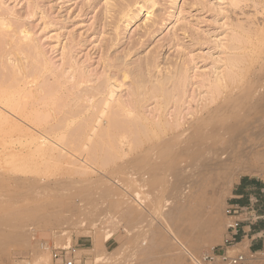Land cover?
I'll use <instances>...</instances> for the list:
<instances>
[{
  "label": "rangeland",
  "instance_id": "rangeland-1",
  "mask_svg": "<svg viewBox=\"0 0 264 264\" xmlns=\"http://www.w3.org/2000/svg\"><path fill=\"white\" fill-rule=\"evenodd\" d=\"M119 1L115 0V3L118 4ZM160 1L157 0V4L155 7L156 10L154 9V11H156L155 16L158 15L155 23L158 20L164 21L165 19L164 25L165 24L166 25L163 26L162 21H161L162 23L160 22V25H159V21H158V23L154 24V26L151 27V31H150L149 27L148 29H146V27L144 26L140 27L143 22L142 19L145 20L147 17L145 16L147 12H145L144 10L140 12L139 17L137 18L138 20L136 19L130 25L129 28H124L125 25L121 23H119L120 26L115 25L116 19L118 18V15H116L117 14L116 12L112 14V17L114 16V18L112 19L113 22L112 21H110L112 23L110 22L108 23V21L106 22L104 19L105 17H106V20L107 18L108 20H111L112 18V17H109V15L111 16V14H108L109 13L108 10L113 7L111 6L109 9L108 8L106 9V7H109V6L104 5L105 3L104 0H0V17L1 16H2L1 18L4 17L3 19H5L6 22L8 21L10 23V26L12 25L11 22L14 23L13 26L15 25L20 26V28L19 27L17 28V26L15 27L11 26L8 33L5 32V36L1 34L3 37H5V39L7 37L6 40L3 37L2 39L0 36V39H2L0 43L1 42H2L1 44L5 43L4 44L5 47H2L4 46L2 45L0 48L1 49L0 51L3 52V53L0 52V54L2 53L0 56V60L2 58L0 62V65H1L0 68L3 67L2 69H0V71L4 69V71L0 72L1 73L0 77L5 74L6 76L7 75L10 76L11 73L13 72L15 73L17 68H19L16 71L17 74H18V71H20L18 76L20 74L23 75V77L21 76L16 79L15 77L17 76L15 75L14 77V73H13L11 75L13 77L7 76L5 80L7 83L11 81L10 78L11 79L15 78L17 82L18 81L20 82L21 80H27L30 76H32L30 75V73L28 74V69L29 70L30 68L32 69L34 65V63H31L32 64L31 65L29 61L31 60L29 58H32V56L31 57L25 56L23 52L20 55L21 52L19 53L17 48H16L17 50L13 49L15 47L14 46L16 42L15 40L17 39L18 41L20 39L18 35L20 33L19 29H21L22 27L23 28L22 30L26 31L27 29L26 32L32 33L31 41L32 43H34L35 41L36 45L38 44L37 46H35V47H38L36 48V51L40 52L39 54L42 53L41 54L42 58L41 57L40 58L43 59L44 57L43 61L47 60L46 63L48 67L50 64H52L47 70L45 71L43 70L44 75H42L43 78L41 76L38 79L39 83L40 82L42 83V80L44 81V77L50 74L49 75L50 77L49 78L46 77V80L54 79V82L61 81L63 84H65L64 85L65 90H68V88L70 87L69 91L71 92L75 91L77 93L78 89H83L85 88L84 87L85 85L87 87V84L88 85L90 84V82H86L87 84L85 83L83 85V88L80 86L81 88L79 87L77 90H75L77 80H81L82 77H84L85 75L84 80L89 81L92 79L91 75H94L93 81L91 80V84L89 86L91 85L94 86V85L99 84V82L105 79L103 78V76L108 75L109 72L112 71L113 69L112 68L110 71L107 69L110 67L108 64L110 62V59H113L112 57H115L114 55H117L115 59L111 60L112 62H115L117 58L122 57L123 55H126V51L128 52L129 49L134 48L132 49L131 56H128L127 59L125 58L127 61L132 60L131 62H133V66L134 65L136 66L137 64H141V63H142L141 65H144L145 63H147L146 59L148 58L144 59L145 57L143 58V55L142 56L140 55V54H144L145 52L146 55L144 56L150 57L152 62H154L155 60V62H157L156 65L160 64L161 66L165 67V68L161 67L163 68L162 70L164 69L167 70L169 64H170L169 67H173V65L174 67H176L175 65L177 64V65H181L186 70L188 69L187 74H189L192 78L190 77L191 79L190 78L187 79V82H185L186 83L185 87L188 89L186 90L189 93L187 92L188 95H186L185 96L186 98L184 97V100H182L184 103L181 101V103L178 105V107L180 108L181 106L182 107L184 106L183 108H181V110L183 111L182 117H184L185 120L183 119L182 121L186 123V126L189 124V122L193 121L194 119L193 115H190L189 113H194L195 115V113L197 112V109L202 104L209 106V110L211 112L209 111L208 113L209 115L211 114L212 117H213V113L217 112L214 115L216 117H213V118L209 117V115H207L208 113L206 114L205 112V115H206L205 118L209 119L208 121L206 119H204L203 121L205 126H203L202 136L204 137L205 140H204L203 145L200 144L197 147L193 148V156L190 160L191 162L189 161L188 163L187 162L181 163V162L173 161L172 164H170L172 161L171 160L169 163L170 159L165 161V163L167 162L166 164L160 162L162 164L161 166L160 165L159 166L161 169H163L164 167V171L166 170L171 171V170L183 168V172L181 173L179 177L177 176V177L166 179L171 182H168L166 180L165 182L162 180L150 181V176L148 178V181H135V179L128 178L127 176H120L119 178L115 179L116 182L114 183H115L116 189L121 190L123 193H125V198L130 200L135 206V208L138 209V212H140L139 215L141 216L137 215L136 219H133L131 221H129L126 218L125 213L123 212L121 207H113L111 205V201H112L111 198L107 197L106 199V196L104 195L103 190L101 189V188H104V183L101 182V180L100 181L95 180L96 181L95 183H93L94 180H92L91 182L87 181L86 183L88 184L84 182V185L82 183H76L75 185V183L69 184L68 182H65L62 184V186L59 185L60 187L57 185H53L54 188L51 186L45 191L38 192L37 190L35 191L34 188H33L34 190H31V188L28 189V187L26 188V185H29L28 183H31L29 181H32L40 177L43 178L46 176H47L46 178L59 177L58 171L60 170H58L57 168L56 169L51 168L52 166L49 167L50 169H52L53 174H54L53 169H55V171L58 170L55 172L56 176H53V174L51 173V170L49 168L47 169V167L45 168L43 166L44 167L43 172H45V170L47 171L43 173L41 172V169L43 167L39 169L38 168L35 169L33 166L30 167L29 164H26V163L22 164L20 161V158L18 157L15 158V160H12V158H9L5 162V160H3L0 155V219L1 218L3 220L6 219L3 224H0V264H39V258H41V260H44V264H61L60 260H57L54 257V254L56 252H61V249L63 248L67 249L66 251H68L69 254L74 256V259L76 260V264H155V263L156 264H225V263L220 262L218 258H215V262L213 261L210 262L209 261L210 259L204 260V258L207 255L218 257L223 252V250H220L218 248H224V250L227 251L226 249L227 247L224 246V239H225L227 225H228V217L225 214V209L229 203V198L232 196V190L235 184L243 176H253V177H258L264 180V157H263L264 156V133H262L264 132V101H263L264 100V72H263L264 71V66H263L264 61L262 62L261 66H258L261 64V61L264 60L263 59L264 58V0H246V1L245 0H240V1L234 0V2L235 1L237 2V3L235 2V4H233L234 2L232 0H178L177 4L175 5L171 2V0H166V1L160 0ZM120 2H123V0ZM238 2L240 5L238 4ZM112 3L115 4L113 1ZM159 3L161 4L159 5ZM159 8H161L162 10L161 9L159 10ZM158 11H160L159 14H157ZM107 14H108V17H107ZM103 20L106 22V24H104ZM171 23L173 24L171 25ZM105 25L110 26V29L108 26L106 27ZM173 25L175 26L174 29H173ZM247 25L250 28H248ZM176 26L178 30L175 29ZM143 27L145 28V30L143 29ZM14 28L15 29L17 28L16 29L17 32L15 31ZM139 28H142L141 31ZM156 29L157 31H155ZM241 29L245 31L243 32ZM11 30L13 31L12 34H11ZM142 30L145 36L141 33ZM108 31L110 32V34H107ZM144 31H146V34ZM121 32H123L124 34ZM6 33L7 35L9 34L10 37L12 36L11 37L12 39L9 37V35L7 36ZM14 33H17L18 35ZM139 33H141V35H139ZM229 33H230V36H229ZM233 33L237 35L235 34L233 35ZM175 34H177V36ZM106 35H109V38L108 36L106 37ZM112 35H114V37H111ZM149 35H151V37ZM178 35H179V39H178ZM231 35L235 37L237 36V38H239V40L241 41L239 42L237 38L234 37L237 41L236 42L235 39H233V36ZM241 35L243 38L240 37ZM123 37L124 39H122ZM139 37H140V41H137ZM171 37L174 38V40ZM32 38H34V41L32 40ZM215 38H218V39H215ZM244 38H246V40H244V43H243L242 40ZM108 39H109V42H108ZM133 39L134 41H137L135 44L136 47H134L135 42L134 43L132 42L133 47H132V44H130ZM117 40L118 42L115 43ZM119 40L122 43H120ZM145 40H147V44L145 43L146 42ZM197 40L199 41L200 45ZM141 42L143 44H139ZM219 42H222L225 45L221 43L218 44ZM32 43L31 45H33ZM196 43L198 45H196ZM229 43H232L231 44L232 47H235L236 49L232 48V50L230 51L229 46L231 47V45ZM64 45H67L68 49L66 48L67 46H64ZM114 45L117 47H115ZM209 45L212 47H210ZM12 46L14 47L12 48ZM103 46L104 48L106 46H109L106 49V51L108 50L107 53L109 51H112V52H109V54H107ZM120 46L121 47L123 46V47L121 48ZM129 46L132 48H130ZM138 46H141V48L140 47L138 48ZM8 47L9 48L11 47V50ZM192 47H194L193 50H192ZM219 47L221 48L219 49ZM117 48L118 49L120 48L119 51H117L118 50ZM8 50H10L9 54H7ZM114 50L116 51V53L118 52L119 54L118 53L116 54ZM33 51L34 50H31V52ZM121 51H123L122 54L125 52L122 56L120 55ZM14 52H16L18 55ZM64 52H67V54L65 55ZM147 52H149V55ZM154 52H156L157 54ZM184 52L185 53L187 52L188 54L185 55ZM206 52L208 55H206ZM231 52L234 54L235 59H236V56L238 60H240L239 57L241 58L243 57L242 60H246V61L240 60L239 62L241 63L238 62L237 66H235L237 68L231 66L232 68L235 69V71H237L238 75L240 74L241 75L238 76V79L233 85L231 84V86L225 87V89L223 87H219L220 88L219 90V88L216 86L218 89L216 87L215 88L219 90L218 92L212 87L209 80L207 79L208 80L207 81L206 79H204L206 80L204 81L203 77L205 78L206 76L207 78H209L210 76L213 77L212 68L214 66L216 67V65L222 67V68L220 67L221 71L227 72L228 71V66H227L228 58L227 57L232 56V55H229V54H232ZM153 53L155 54V56H153L154 55ZM165 53L167 54L168 57L164 56L166 55ZM238 53L241 54L239 57H238L239 55ZM10 54H12V56L15 57L14 60L12 59L13 57ZM72 54H73V57H72ZM102 55H103V60H104L103 65H101ZM109 55L111 56V58L109 57ZM171 55L173 59L171 58ZM211 55L214 58H212ZM10 56L12 58H10ZM133 56H135V58ZM156 56H157V59H156ZM158 56H160V59H158L159 58ZM189 56H191L192 58ZM198 56H199V59H198ZM220 56L223 59H221ZM17 57L20 60H18ZM27 57H28V59H26L27 61H24L23 58H27ZM122 58H124V56ZM190 58H191V61H190ZM217 58L220 63L216 64ZM232 58L230 57V59ZM9 59H11L10 62H8ZM135 59H137L138 62L140 60V62L137 63ZM168 59L171 62L168 61ZM3 60H5V62L7 61L6 63L4 62L5 66L3 64ZM21 60L22 62H26V63L28 62L27 63L28 65L26 66H30V67L26 68L25 66L26 63L24 64L19 63L21 62ZM48 60L50 61V63L48 62ZM163 60H165V62ZM173 60H176V64H175V61ZM177 60H178V63H177ZM185 60L187 61L185 62ZM188 60H189V64L191 65L187 64ZM11 61L12 62L14 61L13 64L16 63L17 64L16 66L18 67L16 68L15 64L13 65ZM72 61H73V64H72ZM106 61L107 63H105ZM167 61L170 63H168ZM31 62H33V59ZM134 62H136L137 64H135ZM9 63H11V65ZM76 63H78V67ZM182 63L184 65L186 63L185 65L186 68L182 65ZM7 64H9L10 67L7 66ZM68 64H71L70 66L72 68H69L70 66ZM209 64L212 65L213 67L211 66V68H209L210 67ZM23 65L26 70L24 69ZM165 65L167 66V68ZM197 65L200 66L201 68L198 67ZM6 66L9 68H12L14 66L12 69H14L15 71L10 69L12 70V72H10V70L6 68ZM79 67L80 69L82 68L81 70L82 73H79L80 76L82 75L81 79H80V76L78 79V71H80ZM241 67L244 70H242ZM259 67L260 68L262 67V68L260 69ZM85 68L87 70L89 68L88 70L89 72L88 71L86 72ZM144 68H146V66L143 67V70L146 71ZM159 68L157 69L160 70L161 68L160 69ZM225 68L227 71L225 70ZM210 69H212L211 72H210ZM60 70L62 71V75L59 74V72H61ZM73 70L75 71V74L77 76L75 74L71 75V72ZM106 70H108V72H105ZM143 70H142V73L144 74ZM158 70H156L155 68L153 69L151 68V71H149V72H152L153 74L154 73L156 74V75L154 74L153 77L151 76L153 79H155L156 76L159 77L161 75L160 72H159L160 75H158L159 74L157 73ZM166 70H164V74ZM103 71H104V74H103ZM33 72H34V67H33ZM146 72L148 73V71ZM146 72L144 74L145 77L147 75L150 77V74L152 73L146 74ZM57 73L59 75H57ZM60 75L62 77L59 78ZM194 75L197 76L198 79ZM56 76H58L57 81L54 78ZM86 76H88V78L90 79L87 80ZM149 77L146 80L149 81L151 79V78L149 79ZM240 77L243 79H241ZM95 78H97L98 80ZM254 78L256 80H254ZM247 79H248V83L246 84ZM50 80H49L50 83L53 82V80L52 81ZM259 80H261L260 83H259ZM47 82H44V83H47ZM193 82L195 83V85H193L194 84ZM22 83L23 82L21 81V84L20 83L19 84L23 87L24 83L23 84ZM69 83H71L74 88L71 87V84ZM196 83L197 85H199L198 87ZM187 84L191 87H189ZM127 85L129 88L130 84H127ZM248 85L253 88H254V85H256L254 88L255 92L253 91L254 89H252ZM201 86L204 88L200 89L199 87ZM124 87L125 88L123 89L126 91L123 90L122 92L121 90L120 94L122 96L124 95L123 97L127 98L126 100H130L132 96H130V94L127 92V90L128 91L130 90V88L129 89L126 88L127 86H124ZM246 87L247 89H245ZM248 87L250 88L249 92H251L250 95L248 94L250 98L249 97L247 98L248 96L247 93H249L247 92ZM190 88H192V90ZM238 90L241 92H238ZM242 90L245 93L247 92L246 96L243 95L245 93H243ZM24 92L25 90L23 91V93ZM197 92L200 93L199 94L200 96L198 95ZM210 92L213 93L211 94L214 99V102L211 101L212 98L210 99L212 104H210L211 102L209 101V98L211 97ZM25 93L23 95H25ZM217 93L219 95H217ZM228 93H230L231 96ZM77 94H81V93L78 92ZM226 94L228 96H226ZM196 95H197V98H196ZM240 95H242V97ZM229 96H230L229 99L231 101L233 100L232 103L229 102V99H226ZM233 96H235L234 98L236 100L238 99L239 101L237 100L238 101L237 102L236 100H234ZM224 98L226 99V101L224 100ZM251 98L254 100H252ZM259 98H261V100ZM195 99L196 101H194ZM247 99L253 105H251V103H248ZM151 101L150 100L147 101V103L143 104V106H149V107L152 106L151 108L155 110V107H156L155 101L154 99ZM257 101H260V102L257 103ZM153 102H154L155 107L153 106ZM225 102L227 106H230V108L226 107ZM234 102L238 103L239 105L235 103L236 104L235 106ZM254 102L256 104H259L261 102L262 103L259 104L257 107V105ZM227 103L230 105H228ZM220 104L225 105V106H222ZM243 104L245 105L248 104V106L246 105L245 107V105ZM218 105L222 106L223 108L226 107L228 109V111L226 109V112H228V114L225 112V110H223V108L218 107L219 108L218 109L217 108ZM254 105H255V109H253ZM233 106H235L236 108L238 107V109L236 110V108H234ZM243 106L245 107L246 110L244 109ZM231 107L234 109L231 110ZM247 107L249 108V110H247L248 109ZM147 108L143 107L144 112L146 111L145 114L147 113L146 114L147 116L150 115V117H152L153 109L148 108L149 110L147 111ZM173 108H174V112H173ZM167 109H168V115L170 116L169 118L172 120L173 119L172 116L177 111L176 105L174 103H171L170 106H167ZM229 109H230V112L232 111L231 113L229 112ZM240 109L242 110V112L240 111ZM236 111L237 112L240 111L241 114L244 111L245 114L243 113V118L241 117L240 119V116H239L240 113L238 112V115H237ZM234 112L237 116L233 114ZM217 114L218 115L220 114L219 116L220 118L218 117ZM229 115H231L232 117H230ZM234 115L236 118L234 117ZM244 115H247V116L244 117ZM238 116L239 118H237ZM233 117H234V120H236L235 122L234 120H232ZM225 120L228 123L225 122ZM205 121L207 122L205 123ZM212 122L215 124L212 125ZM209 123H211L210 124L211 126L208 125L210 127L207 126V124ZM223 123H225L226 125L225 124L223 125ZM208 129H209V132L207 133ZM215 132H218V135L217 133L215 134ZM205 136L206 137L209 136L211 139L212 138L214 139L210 141H206L210 138L209 137L205 138ZM216 137L218 138L216 139ZM237 147H240L241 149L251 150L252 154L250 155L249 159L244 160L237 164L232 163V162H229L226 164L227 155L233 150H235ZM217 157H219V160L221 162H225V165L224 166L222 165L224 168L221 167L220 169L216 171L218 173V177L213 187H207L205 189H202V191H198L197 194L193 195L195 191V186H194L195 182L201 177L202 172L209 164L213 165V161H216ZM137 164L138 166L136 164H134L135 166H132L133 170L135 169L137 170L138 168H141V167L142 168L140 170L147 169L146 167L148 166V164L147 165L145 164L146 166L143 165V163L142 165L140 163H137ZM169 164L171 168H169ZM165 165L166 166L168 165L167 169ZM35 170L37 172H35ZM33 175L35 176L37 175V176L35 177ZM20 176L22 177V181L26 178V176L28 179L26 178L25 182L17 181V179ZM67 176L68 174H63L60 177H67ZM74 177L84 178V174L77 173ZM95 177L96 175L94 176V179ZM97 182H98L99 187H97L96 185ZM155 182H156V185H155ZM22 183H23L22 186H24V188H21ZM67 183H68L69 188L63 187V185L66 186ZM136 183H138L139 185ZM81 184H82V187H80ZM85 184L88 187H86ZM117 184H119L120 186ZM152 185L156 187H153L152 189ZM72 186H75V188ZM165 186H167L166 190H164ZM62 188L63 189L65 188L66 190L65 189L63 190ZM162 188L164 190V193L162 191ZM18 189L20 190L22 189L21 192L20 190L18 191ZM127 189L129 191H127ZM28 190H31V191H28ZM86 193L88 195L87 198H86L87 196ZM142 193L144 194L145 197L143 196ZM158 193L161 196V198H159L160 196L158 195ZM138 194L140 197H138ZM161 194H163L164 196ZM11 195L12 197H10ZM191 195H193L192 202L190 204L192 213H191V217L189 218V222L184 224L180 221H177L176 223H173L172 221H170L167 215L168 211H171L177 204L184 203L185 198L190 197ZM84 196H85V199H84ZM135 198H137V200ZM87 199H92V200L88 202ZM133 199L136 201H134ZM80 200H83V201L80 202ZM96 200L98 201V203L96 202ZM158 200L161 201L159 202V204H158ZM137 201H140V202H137ZM81 204H85L84 207ZM141 205H143L144 207L147 206L146 207L147 209L142 208L143 206ZM158 206L160 207L156 209ZM32 209L33 211H36V212L31 213L30 211ZM155 209L157 212L154 211ZM141 211H143V214ZM55 213L61 214L62 218L58 222H54L53 224L52 223L48 224L50 221L49 219L50 216ZM150 214L151 216L154 214L152 216L153 218L150 216ZM150 219H152L153 221ZM22 230H24L25 232ZM111 230H115V231H111ZM157 231L161 232V234L163 235L164 242L161 243L163 244V246L161 247L158 246L157 248H155V250L151 254H144L143 251L147 247L153 244L154 234ZM82 239L88 241L86 246L82 245V242H81ZM240 247L241 245H233L232 247H229L228 248L230 250L229 254L235 255V253L237 252H235L234 250ZM73 250L75 251L73 252ZM240 250L245 251L244 248H241ZM66 251H63V252L66 253ZM247 254L249 257V264H264V249L257 253L247 252ZM189 256L193 257V259L190 261H185Z\"/></svg>",
  "mask_w": 264,
  "mask_h": 264
},
{
  "label": "bare ground",
  "instance_id": "bare-ground-1",
  "mask_svg": "<svg viewBox=\"0 0 264 264\" xmlns=\"http://www.w3.org/2000/svg\"><path fill=\"white\" fill-rule=\"evenodd\" d=\"M105 3L104 5H108L109 7H106V9L110 8L111 6L113 8H110L108 10V14H111V16L109 15V17H112V14L113 13H117L116 15H118V18L116 19V22H115V25L117 26H120L119 23L125 25L124 28H129L130 25L139 17V14L140 12H142L143 10L145 12H147L145 14L146 19L143 20L142 19V24L140 27L144 26L146 27V29H150L151 31V27L154 26V24L158 23V21L155 23L156 21V18H157V14H159L160 11H158V13L156 14L157 16H155V12L154 9L156 7V4H157V0H123V2H120L122 0H117L119 1L118 4L115 3V0H104ZM112 1L115 3L113 4ZM125 1V3H124ZM160 1V0H159ZM166 1V0H165ZM177 1L178 0H171V2L175 5L177 4ZM234 2V0H232ZM240 1V0H238ZM246 1V0H245ZM161 2V1H160ZM236 2V1H235ZM235 2L233 4H235ZM237 3V2H236ZM161 3H159L160 5ZM166 4V3H164ZM171 4V5H173ZM232 4V3H231ZM239 4V2H238ZM236 4V5H238ZM242 4V2H241ZM240 5V4H239ZM256 5V4H255ZM137 6V7H136ZM136 7V8H134ZM158 7V6H157ZM174 7V6H172ZM248 7V6H247ZM134 8V9H133ZM176 8V7H175ZM252 8V7H251ZM105 9V10H106ZM136 9V10H135ZM161 8H159L160 10ZM156 10V9H155ZM158 10V9H157ZM162 10V9H161ZM171 10V9H170ZM107 11V10H106ZM164 11V10H163ZM225 11V10H224ZM162 12V11H161ZM234 13V12H233ZM108 14H107V17H108ZM232 14V13H231ZM239 14V13H238ZM106 15V14H105ZM166 16V15H165ZM246 16V15H244ZM2 17V16H1ZM0 17V36L1 38L3 36H5V32L8 33L9 29L11 28V26L14 25L13 22L12 25L10 26V23L8 24L6 22L5 19L1 18ZM117 17V16H116ZM160 17V16H159ZM256 17V16H254ZM253 17V18H254ZM8 18V17H7ZM114 18V16L111 18V20H106V17L104 18L105 21L108 23L110 21H112V19ZM162 18V17H161ZM160 18V19H161ZM164 18V17H163ZM239 18V17H238ZM242 18V17H241ZM102 19V18H100ZM110 19V18H109ZM248 19V18H247ZM8 20V19H7ZM138 20V19H137ZM240 20V19H239ZM242 20V19H241ZM256 20V19H255ZM104 22V24H106V22ZM162 21V20H161ZM159 21V25H160V22ZM234 21V20H233ZM245 21V20H244ZM113 22V21H112ZM110 22V23H112ZM137 22V21H136ZM163 22V26L164 25V22H165V19ZM161 22V23H162ZM107 23V24H108ZM137 24V23H135ZM139 24V23H138ZM173 23H171L172 25ZM237 24V23H235ZM111 25V24H110ZM134 25V24H133ZM168 25V24H167ZM250 25V24H249ZM17 26V25H15ZM13 26V27H15ZM106 26V25H105ZM108 26V25H107ZM106 26V27H107ZM158 26V25H157ZM246 26V25H245ZM20 28V26H17V28ZM109 29H110V26H108ZM133 27V26H132ZM143 27V29L145 30V28ZM162 27V26H160ZM171 27V26H170ZM174 25H173V29H174ZM238 27V26H236ZM242 27V25H241ZM239 27V28H241ZM248 27V25H247ZM16 28V29H17ZM115 28V27H114ZM117 28V27H116ZM119 28V27H118ZM250 28V27H248ZM15 29V28H14ZM13 29V30H14ZM15 29V31H16ZM23 28L21 27L20 30V33L19 35L17 33H14V34H17L19 36V40L17 41V39L15 40V47L12 46V48L15 50L16 48L18 49L20 55L22 54V52L25 54V56H28V57H31L32 58H29L31 60L30 61V64L31 63H34L33 67H34V72H33V67L32 69L30 68V70L28 69V74L30 73V76L27 80H21L23 83V87L20 85L21 84V81L17 82V78L18 77H23V75H19L18 74L20 73V71H18V74H17V70L19 68H17L18 66H16L17 64H15V67L17 68V70L15 71L14 69L12 68H9L11 63L7 64V67L9 70L12 69L15 71L14 73V77L15 75L17 77H15L14 79H11L10 78V82L7 83L5 80L8 77H13L11 76L13 73H11V75H3L0 77V155H1V158L3 160H5V162L9 159V158H12V160H15V158H20V161L21 163L23 164H29L30 167H34L35 169L36 168H42L43 166L47 169L49 167L51 168H57L58 170V173H59V177H54V178H46V177H43V178H37V179H34L32 181H29L31 183H28L29 185H26V188L28 187V189L31 188V190H34L35 191L37 190L38 192L40 191H45L46 189H48L49 187H53V185H57V186H62L63 183L65 182H68L69 184H74L76 185V183H82L84 185V182L86 183L87 181H93V183H95L97 181H100L104 183V188H101L103 190V193L104 195L106 196V199L107 197L111 198L112 201H111V205L113 207H121V209L123 210V212L125 213V216L126 218L131 221L133 219H136L137 215L140 214V212H138V209L135 208V206L133 205V203L126 199L125 198V193H123L121 190H117L116 187H115V179L119 178L120 176H127L128 178H131V179H135V181H148V178L150 176V181H157V180H162L165 182L166 179H169V178H172V177H179L181 175V173L183 172V168H180V169H175V170H171V171H167V166H166V171H164V167L163 169L160 168L161 164L162 163H165V161H167L168 159L169 160V163L171 161L170 164H172L173 161H176V162H189L193 156V148L194 147H197L198 145L204 143V137L202 136L203 134V126H205L204 124V119L205 118V112L206 114L210 111L209 110V106L208 105H205V104H202L198 109H197V112L195 113H189L190 115H193L194 119L193 121L189 122V124L186 126V123L183 122L182 120L184 119V117H182V114H183V111L181 110V108H183L181 106L178 107V105L181 103L182 100H184V97L187 94V88L185 87V82H187V79L190 78L191 76L188 73V69H184L181 65H177L176 64V60H173L175 61V66L173 65V67H169L168 66V69H164L166 70L165 74H164V70H162L163 66H161L160 64H157V62H152L151 58L150 57H146L144 54H140L141 56L143 55V58L147 60V63H145L144 65H141V64H137L140 62L137 61V59H135V61L137 62H134L135 64H137L136 66L134 65L133 66V62L131 61H127L126 59L128 58V56H131L132 54V48L133 47V44L132 42L134 43V47L136 42L137 41H140V37L137 39V41H134V39L131 41L130 44H132V49H129V51L127 52L126 50V55H123L121 51L120 55L124 56V58L122 57H119L116 59L115 62H112L111 60L115 59V57L117 55H114L115 57H112L113 59H110V62L112 63H108L109 68H107L109 71L112 69V71L106 74L108 75H105L103 76V79L101 82H99V84L97 85H94V86H89L91 84V80L93 81V76L94 75H91L92 79L89 80V81H86L84 80L85 78V75L84 77H82L81 79V76L79 75V73H82L81 70L82 68L80 69V71H78V79H79V76H80V79L81 80H77V83H76V89L77 90L80 86L83 88V85L86 83V82H90V84L88 85L87 83V87L86 85L84 86L85 88L83 89H78L77 90V93H81V94H77L75 91L71 92L69 91L70 87L68 88V90H65L64 88V85L61 81H57L58 80V76L54 77L56 79L57 82H54V79L53 82H49L50 79L46 80V77L49 78L50 74L49 75H46L45 73V77H44V81L42 80V83L44 82H47V83H44L42 84L41 82L39 83L38 82V79L44 75L43 74V70H47L52 64L47 65L46 61H43L44 60V57L43 59L41 54H39L40 52H37L36 51V48L38 47H35L37 46L36 45V42L34 41V38H32V40L34 41V43H32L31 41V36H32V33H29V32H26L24 30H22ZM108 29V28H107ZM131 29V28H130ZM133 29V28H132ZM140 31L142 28H139ZM161 29V28H160ZM172 29V28H171ZM177 26H176V28ZM22 30V31H21ZM112 30V29H111ZM125 30V29H124ZM123 30V32H124ZM243 31V29H241ZM14 31V32H15ZM114 31V30H113ZM111 31V32H113ZM147 31V30H146ZM146 31L145 34H146ZM157 31V29L155 30ZM245 31V30H244ZM243 31V32H244ZM249 31V30H248ZM12 30H11V34H12ZM17 32V31H16ZM119 32V30H118ZM121 32V33H123ZM148 32V31H147ZM154 32V31H153ZM6 33V35H7ZM143 34V30L141 32ZM141 33H139V35H141ZM159 33V32H158ZM236 33V32H235ZM233 33V35L235 34ZM3 36H2V35ZM31 34V35H30ZM107 34H110V32L108 31ZM124 34V33H123ZM149 34V33H148ZM151 34V33H150ZM178 34V33H177ZM177 34H175L177 36ZM232 34V33H231ZM247 34V32H246ZM252 34V33H251ZM9 35V34H8ZM7 35V36H8ZM121 35V34H120ZM144 35V34H143ZM142 35V36H143ZM231 35V36H233ZM237 35V34H235ZM17 36V37H18ZM108 36L109 38V35H106V37ZM123 36V35H122ZM145 36V35H144ZM147 36V35H146ZM151 37V35H149ZM154 36V35H153ZM211 36V35H210ZM229 36H230V33H229ZM239 36V34H238ZM10 37V35H9ZM12 37V36H11ZM10 37V38H11ZM15 37V36H14ZM16 37V38H17ZM111 37H114V35H112ZM110 37V39H111ZM125 37V36H124ZM124 37L122 39H124ZM197 37V36H196ZM235 36H233V39L237 38V36L234 38ZM241 38L242 35L240 36ZM245 37V36H244ZM251 37V36H250ZM5 39V37H3ZM2 38V39H3ZM9 38V39H10ZM172 38V37H171ZM232 38V37H231ZM0 39V41L2 40ZM7 39V37H6ZM5 39V40H6ZM12 39V38H11ZM106 39V38H105ZM113 39V38H112ZM144 39V38H143ZM146 39V38H145ZM148 39V38H147ZM174 40V38H172ZM177 39V38H176ZM175 39V40H176ZM178 39H179V35H178ZM177 39V40H178ZM215 39H218V38H215ZM232 39V40H233ZM150 40V39H149ZM172 40V41H173ZM223 40V39H222ZM221 40V41H222ZM237 40L240 42L241 40H239V38H237ZM244 40H246V38H244L242 41L244 43ZM248 40V39H247ZM31 41V42H30ZM114 41V40H113ZM143 41V40H142ZM146 44H147V40H145ZM169 41V40H168ZM180 41V40H179ZM193 41V40H192ZM198 41V40H197ZM220 41V39H219ZM236 41V39H235ZM9 42V40H8ZM11 42V41H10ZM108 42H109V39H108ZM111 42V40H110ZM118 40L115 42L117 43ZM120 42V40H119ZM181 42V41H180ZM179 42V43H180ZM183 42V41H182ZM213 42V41H212ZM216 42V41H215ZM237 42V41H236ZM2 43V42H1ZM0 43V44H1ZM4 43V42H3ZM7 43V42H6ZM31 43L34 45H31ZM114 43V42H113ZM112 43V44H113ZM122 43V42H120ZM119 43V44H120ZM149 43V42H148ZM199 43V41H198ZM206 43V42H205ZM217 43V42H216ZM223 44L225 45L224 43L222 42H219L218 44ZM242 43V42H241ZM5 44V43H4ZM4 44H1L0 45V48L2 45ZM14 44V43H13ZM106 44V43H105ZM129 44V45H130ZM139 44H143L142 42L139 43ZM167 44V43H166ZM203 44V43H202ZM230 45L232 43H229ZM246 44V42H245ZM11 45V44H10ZM138 45V43H137ZM177 45V44H176ZM196 45H198L196 43ZM200 45V43H199ZM222 45V46H223ZM234 45V44H233ZM237 45V44H236ZM239 45V44H238ZM242 45V44H240ZM64 46H67V45H64ZM63 46V47H64ZM115 46V45H114ZM156 46V45H155ZM164 46V45H163ZM181 46V45H180ZM191 46V45H190ZM210 46V45H209ZM219 46V45H218ZM2 47H5L2 46ZM107 47L109 46H106L104 48L105 51L107 49ZM117 47V46H115ZM121 47V46H120ZM123 47V46H122ZM121 47V48H122ZM141 48V46H138V48ZM212 47V46H210ZM225 47V46H224ZM237 47V46H236ZM9 48V47H8ZM65 48V47H64ZM68 49V46L66 47ZM128 48V47H126ZM137 48V49H138ZM153 48V47H152ZM159 48V47H158ZM162 48V47H161ZM177 48V47H176ZM182 48V47H181ZM191 48V47H190ZM194 47H192V50H193ZM217 48V46H216ZM221 47H219L220 49ZM230 48V51L232 50V48L236 49L235 47H231L229 46ZM227 48V49H229ZM11 50V47L9 48ZM16 49V50H17ZM103 49V50H104ZM115 49V48H114ZM118 49V48H117ZM120 49V48H119ZM119 49L117 51H119ZM136 49V48H135ZM156 49V48H155ZM184 49V48H183ZM187 49V48H186ZM210 49V48H209ZM208 49V50H209ZM1 50V49H0ZM10 50H8V53L10 52ZM31 50H34L33 52H31ZM41 50V49H40ZM39 50V51H40ZM102 50V51H103ZM112 50V49H111ZM190 50V49H189ZM211 50V49H210ZM218 50V48H217ZM243 50V49H242ZM245 50V48H244ZM5 51V49H4ZM65 51V50H63ZM108 51V50H107ZM106 51V53H107ZM134 51V50H133ZM139 51V50H138ZM153 51V50H152ZM151 51V52H152ZM170 51V50H169ZM196 51V50H195ZM212 51V50H211ZM247 51V50H246ZM2 52V51H0ZM42 52V51H41ZM109 52H112V51H109ZM109 52L107 54H109ZM114 52L116 53V51L114 50ZM150 52V54H151ZM161 52V51H160ZM159 52V54H160ZM192 52V51H191ZM214 52V51H213ZM3 53V52H2ZM1 53V54H2ZM16 53V52H14ZM34 53V54H33ZM65 55L67 54V52H64ZM103 53V52H102ZM118 53V52H117ZM116 53V54H117ZM142 53V52H141ZM148 55H149V52H147ZM156 53V52H154ZM153 53V54H154ZM158 53V51H157ZM156 53V54H157ZM181 53V52H180ZM185 53V52H184ZM210 53V52H209ZM220 53V52H219ZM232 53V52H231ZM250 53V52H249ZM0 54V56H1ZM17 54V53H16ZM31 54V55H29ZM105 54V52H104ZM111 54V53H110ZM114 54V53H113ZM119 54V53H118ZM138 54V53H136ZM166 54V53H165ZM179 54V53H178ZM183 54V53H182ZM188 54L187 52L185 53V55ZM212 54V52H211ZM216 54V53H214ZM221 54V53H220ZM239 54V53H238ZM247 54V52H246ZM12 56V54H10ZM18 55V54H17ZM118 55V56H120ZM139 55V57H140ZM164 55V54H163ZM173 55V54H172ZM172 55H171V58H172ZM206 55L207 52H206ZM218 55V54H217ZM223 55V54H222ZM229 55H232V56H229ZM227 56L228 59V71L227 72H224V71H221L220 69L222 68L221 66H217L216 67L210 65L209 68H211V66L213 67L212 69H210V72L211 70L213 71V77L210 76L209 78H206L203 77V80L204 79H208L209 82L211 83L212 87L217 90L219 87H223L225 89V87H229L231 86V84L233 85L236 80L238 79V75L237 74V71H235L234 68L232 67H235L237 66L238 62L241 60V61H246V60H242L241 57H239L241 54L238 55L239 59L237 58L236 56V59L234 57V54H229ZM4 56V55H3ZM8 56V55H7ZM10 56V58H12ZM34 56V57H33ZM106 56V54H105ZM104 56V57H105ZM155 56V54L153 55ZM165 57L167 56L164 55ZM182 56V55H181ZM200 56V55H199ZM199 56H198V59H199ZM212 56V55H211ZM210 56V57H211ZM21 57V56H20ZM19 57V58H20ZM27 58H23L24 61H27L26 59ZM41 57V58H40ZM72 57H73V54H72ZM71 57V58H72ZM109 57L111 58V56L109 55ZM135 58V56H133ZM152 57V55H151ZM160 59V56H158ZM163 57V56H162ZM161 57V58H162ZM168 57V56H167ZM179 57V55H178ZM183 57V56H182ZM186 57V56H184ZM188 57V56H187ZM191 57V56H189ZM204 57V56H203ZM207 57V56H206ZM217 57V56H216ZM219 57V56H218ZM230 57L232 59H230ZM250 57V56H249ZM5 58V57H3ZM8 58V57H7ZM15 57H13L12 59L14 60ZM46 58V57H45ZM70 58V57H69ZM76 58V57H75ZM126 58V59H125ZM131 58V57H130ZM137 58V57H136ZM142 58V57H141ZM164 58V57H163ZM192 58V57H191ZM191 58H190V61H191ZM197 58V57H196ZM202 58V57H201ZM205 58V57H204ZM212 58H214L212 56ZM221 58V56H220ZM18 59V57H17ZM33 59V62H31ZM108 59V58H107ZM143 59V60H144ZM156 59H157V56H156ZM173 59V58H172ZM171 59V60H172ZM176 59V58H175ZM187 59V58H186ZM189 59V58H188ZM195 59V57H194ZM223 59V58H221ZM264 59V58H263ZM2 60V58H1ZM0 60V62H1ZM6 60V59H5ZM5 60H3V64L5 62ZM8 60V59H7ZM11 59H9L8 62H10ZM20 60V59H18ZM16 60V61H18ZM73 60V59H72ZM103 60V55H102V58H101V65L104 64V60ZM106 60V59H105ZM134 60V59H133ZM166 60V58H165ZM165 60H163L165 62ZM182 60V59H181ZM193 60V59H192ZM203 60V59H202ZM200 60V61H202ZM69 61V60H68ZM108 61V60H107ZM107 61L105 63H107ZM158 61V60H157ZM168 61H170L168 59ZM167 61V62H168ZM172 61V63H173ZM183 61V60H182ZM187 60H185L186 62ZM199 61V60H198ZM205 61V60H204ZM264 60L261 61V64L258 65V66H261L262 65V62ZM7 62V61H6ZM5 62V63H6ZM12 62V61H11ZM14 62V61H13ZM12 62V64H13ZM48 62L50 63V61L48 60ZM142 62V60H141ZM166 62V63H167ZM171 62V61H170ZM168 62V63H170ZM184 62V61H183ZM19 63H26V62H19ZM28 63V62H27ZM25 64L28 65V64ZM69 63V62H68ZM161 63V62H160ZM177 63H178V60H177ZM195 63V62H194ZM193 63V64H194ZM217 63H220L218 61V58H217V61H216V64ZM241 63V62H239ZM2 64V63H1ZM13 64V65H14ZM66 64V63H65ZM72 64H73V61H72ZM77 64V67H78V63ZM82 64V63H81ZM189 64V60H188V63ZM198 64V63H197ZM206 64V63H205ZM204 64V65H205ZM243 64V63H242ZM21 65V64H20ZM32 65V64H31ZM69 66L71 64H68ZM80 65V64H79ZM160 65V66H159ZM163 65V64H162ZM168 65V64H166ZM165 65V66H166ZM182 65L186 68V63L185 65L182 63ZM191 65V64H189ZM1 66V65H0ZM5 66V64H4ZM88 66V65H87ZM146 71H148V73H152V72H149L151 71V68H155L156 70H158L157 68H159L160 70H158L157 73H163V75L161 76L160 73L158 75H160L159 77H155V79H153L152 77L154 76V74H150V77H149V81L146 80L147 78L145 77V72L143 70V67ZM198 66V65H197ZM232 66V67H231ZM239 66V65H238ZM264 66V65H263ZM24 67V65H23ZM30 66H26V68H28ZM53 67V66H52ZM83 67V66H82ZM85 67V66H84ZM103 67V66H101ZM105 67V66H104ZM191 67V66H190ZM200 67V66H198ZM197 67V68H198ZM203 67V66H202ZM207 67V66H206ZM221 67V68H220ZM3 68V67H2ZM0 68V69H2ZM5 68V67H4ZM5 68V69H6ZM69 68H72L71 66ZM76 68V67H75ZM87 68V67H86ZM85 68V69H86ZM167 68V66H166ZM193 68V67H192ZM201 68V67H200ZM219 68V69H218ZM237 68V67H235ZM242 68V67H241ZM240 68V69H241ZM260 68V67H259ZM262 68V67H261ZM260 68V69H261ZM22 69V68H21ZM25 69V67H24ZM54 69V68H53ZM78 69V68H77ZM76 69V70H77ZM84 69V68H83ZM93 69V68H92ZM104 69V68H103ZM191 69V68H190ZM189 69V71H190ZM195 69V68H194ZM259 69V70H260ZM7 70V69H6ZM8 70V72H9ZM12 70H10V72H12ZM26 70V69H25ZM32 70V71H31ZM50 70V69H49ZM56 70V68H55ZM89 70V68H88ZM86 69V72L88 71ZM97 70V69H96ZM108 70H106L105 72H108ZM142 70L144 71V74L142 73ZM242 70H244L242 68ZM4 71L1 70L0 72ZM30 71V72H29ZM53 71V70H52ZM61 71V70H60ZM66 71V70H65ZM74 71V70H73ZM71 72V75L72 74H75V71L74 72ZM85 71V70H84ZM153 71V70H152ZM192 71V70H191ZM198 71V70H197ZM239 71V70H238ZM24 72V71H23ZM26 72V71H25ZM32 72V74H31ZM58 72V71H57ZM89 72V71H88ZM195 72V70H194ZM209 72V73H210ZM264 72V71H263ZM5 73V72H4ZM27 73V72H26ZM146 72V74H148ZM207 73V72H206ZM55 74V73H53ZM59 74L62 75V71L59 72ZM57 73V75H59ZM67 74V73H65ZM103 74H104V71H103ZM193 74V73H192ZM197 74V72H196ZM195 74V75H196ZM203 74V72H202ZM1 75V73H0ZM59 76L62 77V76ZM69 75V74H68ZM67 75V76H68ZM76 75V74H75ZM156 75V74H155ZM194 75V76H195ZM252 75V74H251ZM250 75V76H251ZM256 75V74H255ZM254 75V76H255ZM6 76V77H5ZM29 76V75H28ZM55 76V75H53ZM77 76V75H76ZM152 76V77H151ZM201 76V75H200ZM209 76V75H208ZM253 76V75H252ZM258 76V75H257ZM64 77V76H63ZM70 77V76H69ZM90 77V76H89ZM96 77V76H95ZM197 77V76H195ZM43 78V76H42ZM66 78V77H65ZM68 78V77H67ZM76 78V77H75ZM87 80L90 79L88 78V76H86ZM192 78V77H191ZM190 78V79H191ZM200 78V77H199ZM202 78V77H201ZM241 78V77H240ZM249 78V77H248ZM261 78V76H260ZM259 78V79H260ZM21 79V78H19ZM18 79V80H19ZM23 79V78H22ZM97 79V78H95ZM194 79V78H193ZM192 79V80H193ZM198 79V77H197ZM243 79V78H241ZM251 79V78H250ZM249 79V80H250ZM258 79V77H257ZM50 80V81H52ZM98 80V79H97ZM152 80V81H151ZM204 80V81H206ZM207 80V81H208ZM254 80H256L254 78ZM262 80V78H261ZM259 80V83L260 81ZM15 81V83H14ZM40 81V80H39ZM69 81V79H68ZM74 81V80H73ZM100 81V80H99ZM129 81V82H128ZM190 81V80H189ZM199 81V80H197ZM201 81V80H200ZM203 81V82H204ZM242 81V80H241ZM252 81V80H251ZM13 82V83H11ZM17 82V83H16ZM192 82V81H191ZM196 82V81H195ZM202 82V81H201ZM208 82V83H209ZM20 83V84H19ZM54 83V84H53ZM66 83V82H64ZM95 83V82H94ZM151 83V85H150ZM190 83V82H189ZM194 83V82H193ZM199 83V82H198ZM240 83V82H239ZM245 83V82H244ZM248 83V79H247V82L246 84ZM254 83V81H253ZM252 83V84H253ZM50 84V85H49ZM71 84V83H69ZM75 84V83H74ZM127 84H130L129 85V88L130 90L127 92L130 94L131 99L129 97L130 100H126L127 98H124L120 93H121V90L123 92V88H125L124 86H127L126 88H128V85ZM68 85V84H67ZM188 85V84H187ZM192 85V83H191ZM195 85V83L193 84ZM197 85V83H196ZM204 85V84H203ZM70 86V85H69ZM189 86V85H188ZM199 85H197L198 87ZM205 86V85H204ZM218 88H217V87ZM243 86V85H242ZM249 86V85H248ZM256 85H254V88H255ZM68 87V86H67ZM71 87L72 84H71ZM80 87V88H81ZM191 87V86H189ZM217 89H216V88ZM245 87V86H244ZM251 87V86H249ZM248 87V90L247 92H249V88ZM74 88V87H73ZM128 88V89H129ZM200 89L201 88H204V87H199ZM242 88V87H241ZM252 89H254L253 87H251ZM187 89V90H186ZM192 90V88H190ZM208 89V88H207ZM228 89V88H227ZM247 89V87L245 88ZM25 90V95H23V91ZM72 90V88H71ZM80 90V91H79ZM198 90V89H197ZM196 90V91H197ZM212 90V89H211ZM220 90V88H219ZM219 90H217L219 92ZM240 90V89H239ZM238 92H241L239 91ZM244 90V89H243ZM242 90V92H243ZM126 91V90H124ZM190 91V90H189ZM216 91V92H217ZM245 91V90H244ZM252 91V90H251ZM255 92V89L253 90ZM252 91V92H253ZM195 92V91H194ZM246 92V93H247ZM189 93V92H188ZM198 95L200 94L199 92H197ZM205 93V92H204ZM212 92H210L211 94ZM226 93V92H225ZM245 93V92H243ZM246 93L243 94L246 96ZM30 94V95H29ZM126 94V93H125ZM195 94V93H194ZM213 94V93H212ZM212 94H211V97L209 98V101L211 99V101L214 102V99L212 97ZM215 94V92H214ZM230 95V93H228ZM250 95L251 92L247 93V95ZM259 94V93H258ZM191 95V94H189ZM217 95H219L217 93ZM236 95V94H235ZM249 95L247 96V98L249 97ZM66 96V97H65ZM128 96V95H127ZM126 96V97H127ZM195 96V95H194ZM200 96V95H199ZM226 96H228L226 94ZM225 96V97H226ZM231 96V95H230ZM230 96L226 99H229ZM242 97V95H240ZM244 96V98H245ZM188 97V96H187ZM190 97V96H189ZM235 96H233L234 98ZM240 97V98H241ZM258 97V96H257ZM262 97V95H261ZM186 98V97H185ZM194 98V97H193ZM196 98H197V95H196ZM231 98V99H233ZM237 98V97H236ZM242 98V99H244ZM250 98V97H249ZM255 98V97H254ZM155 101V105L156 107L154 106V102H153V106L155 107V110L153 108H151L152 106H143V104L147 103V101H151L153 100ZM190 99V98H188ZM226 99L224 98V100L226 101ZM252 99V98H251ZM261 100V98H259ZM192 100V99H191ZM201 100V99H200ZM223 100V102H224ZM234 100H236L234 98ZM238 100V99H237ZM236 100V101H237ZM254 100V99H252ZM251 100V101H252ZM193 101V100H192ZM196 101V99L194 100ZM210 101V102H211ZM239 101V100H238ZM237 101V102H238ZM248 103H251L248 99H247ZM264 101V100H263ZM262 101V102H263ZM152 102V101H151ZM183 102V101H182ZM228 102V100H227ZM229 102H233V100L231 101L229 99ZM260 102V101H257V103ZM261 102V103H262ZM171 103H174L176 105V108H177V111L175 112V114L172 116L173 119L171 120L168 115V109H167V106H170ZM184 103V102H183ZM194 103V102H193ZM204 103V102H203ZM236 102H234L235 104ZM242 103V102H241ZM246 103V102H245ZM255 103V102H254ZM259 103V104H261ZM186 104V103H185ZM184 104V105H185ZM212 104V102L210 103ZM224 104V103H223ZM228 104V103H227ZM238 104V103H236ZM235 104V106H236ZM256 104V103H255ZM259 104H256L257 107ZM152 105V104H150ZM183 105V104H182ZM222 105V104H220ZM218 105V107L220 108H223L222 106H225L226 105V102H225V105H222L220 106ZM230 105V104H228ZM239 105V104H238ZM245 105V104H243ZM248 106V104H246ZM245 105V107H246ZM250 105V104H249ZM251 105H253L251 103ZM174 106V105H173ZM235 106H233L234 108H236ZM143 107L145 108H151L153 109V116L150 117L147 116L143 110ZM226 107L230 108V106H227ZM226 107L223 108V110H225L226 112ZM240 107V106H239ZM244 107V106H243ZM244 107V109H245ZM250 107V106H249ZM256 107V108H257ZM147 108V111L149 110ZM195 108V107H194ZM193 108V109H194ZM215 108V107H214ZM231 107V110L234 109ZM248 108V107H247ZM171 109V108H170ZM219 109V108H218ZM216 109V110H218ZM238 109V107L236 108V110ZM255 109V105H254V108ZM172 110V109H171ZM186 110V109H185ZM192 110V109H191ZM246 110V109H245ZM249 110V108L247 109ZM151 111V110H150ZM156 111V112H155ZM214 111V110H213ZM222 111V110H221ZM228 111V109H227ZM234 111V110H233ZM240 111L242 112V110L240 109ZM240 111H238L240 113ZM173 112H174V108H173ZM211 112V111H210ZM215 112V111H214ZM224 112V113H225ZM229 112H230V109H229ZM232 112V111H231ZM230 112V113H231ZM238 112L236 111V114L238 115ZM150 113V112H149ZM148 113V114H149ZM201 113V115H200ZM217 113V112H215ZM215 113H213V117H216L214 116ZM223 113V114H224ZM228 114V112H226ZM243 113L245 114V112L243 111ZM243 113L241 114L240 113V119L241 117L243 118ZM250 113V112H249ZM173 114V113H172ZM222 114V112H221ZM226 114V115H227ZM235 114V112L233 113ZM232 114V116H233ZM235 114V115H236ZM209 115V113L207 114ZM218 115V114H217ZM225 115V116H226ZM234 115V117H235ZM236 115V116H237ZM242 115V116H241ZM248 115V113H247ZM247 115H244V117H246ZM220 116V114L218 115V117ZM228 116V115H227ZM230 117H232L231 115H229ZM239 116L237 118H239ZM209 117L213 118L212 115L210 114ZM222 117V115H221ZM234 117L232 120H234ZM220 118V117H219ZM227 118V117H226ZM236 118V117H235ZM225 119V118H223ZM185 120V119H184ZM207 121L209 120L208 118L206 119ZM220 120V119H219ZM222 120V119H221ZM228 120V119H226ZM225 120V122H227ZM205 121V123L207 122ZM236 120H234L235 122ZM230 122V120H229ZM216 123V121H215ZM212 122V125L215 124ZM220 123V121H219ZM228 123V122H227ZM211 123L207 124L210 125ZM225 123H223L224 125ZM233 124V123H231ZM221 125V126H223ZM226 125V124H225ZM228 125V124H227ZM206 126V127H207ZM211 126V125H210ZM208 126V127H210ZM226 127V126H224ZM230 127V126H229ZM223 128V127H222ZM228 128V127H227ZM207 129V128H206ZM210 129V128H209ZM209 129L207 131V133L209 132ZM220 129V128H219ZM220 131V130H219ZM218 131V132H219ZM218 132H215V134L217 133L218 135ZM221 132V131H220ZM225 132V131H224ZM227 133V132H226ZM264 133V132H262ZM222 135V134H221ZM216 136V135H214ZM209 136H205V138H208ZM210 138V137H209ZM218 137H216L217 139ZM214 138H210L206 141H210V140H213ZM219 141V140H218ZM206 143V142H205ZM212 149V148H211ZM252 154V151L249 150V149H241L240 147H237L235 150H233L232 152H230L228 155H227V163L229 162H232V163H240L244 160H247L249 159L250 155ZM200 156V155H199ZM264 157V156H263ZM174 159V160H173ZM119 160V162H118ZM164 161V162H163ZM162 162V163H160ZM191 162V161H190ZM206 162V161H205ZM137 163H140L142 165H147L148 166L146 167L147 169L145 170H140L141 168H138L137 170H133L132 166H135L134 164H136L138 166ZM167 163V162H166ZM165 163V164H166ZM133 164V165H132ZM170 164H169V168L170 167ZM205 164V163H204ZM145 165V166H146ZM160 165V166H159ZM164 165V164H163ZM162 165V166H163ZM181 165V164H180ZM225 165V162H221L219 160V157H217L216 161H213V165H208L204 171L202 172L201 174V177L195 182L194 186H195V191L193 193L194 194H197L198 191H202V189H205L207 187H213L217 177H218V173L216 172L218 169H220L221 167ZM140 166V165H139ZM182 166V165H181ZM44 167L41 169V172L44 171ZM33 168V169H34ZM198 168V167H197ZM200 168V166H199ZM224 168V167H223ZM50 169V168H49ZM55 169L54 170V174L52 172V169L51 170V173L53 174V176H56L55 175ZM169 170V169H168ZM29 171V170H28ZM34 171V170H33ZM40 171V170H39ZM26 172V171H25ZM30 172V171H29ZM32 172V170H31ZM35 172H37L35 170ZM45 172H47L45 170ZM43 172V173H45ZM49 172V171H48ZM40 173V172H38ZM37 173V174H38ZM84 174V178H77V177H74L76 174ZM27 174V173H26ZM25 174V175H26ZM34 174V172H33ZM63 174H68L67 177H60L61 175ZM31 175V174H30ZM39 175V174H38ZM43 175V174H42ZM96 175L95 179H94V176ZM35 176V175H33ZM32 176V177H33ZM37 176V175H36ZM35 176V177H36ZM40 176V175H39ZM31 177V176H30ZM27 178V176H26ZM26 178L22 181V177L20 176L17 181H21V182H25ZM97 178V179H96ZM28 179V178H27ZM32 179V178H31ZM99 179V180H98ZM30 180V178H29ZM172 180V179H171ZM168 181V180H166ZM20 182V183H21ZM89 182V183H90ZM128 182V181H127ZM168 182H171V181H168ZM68 183L66 186L63 185V187H68ZM91 183V184H93ZM143 183V182H142ZM82 184L80 185V187H82ZM88 184V183H86ZM85 184V186H86ZM138 184V183H136ZM167 184V183H166ZM165 184V185H166ZM169 184V183H168ZM23 185V183L21 184V186ZM90 185V184H89ZM97 187H99L98 185V182L96 183ZM101 185V184H100ZM119 185V184H117ZM139 185V184H138ZM155 185H156V182H155ZM59 186V187H60ZM120 186V185H119ZM118 186V187H119ZM144 186V185H143ZM57 187V188H59ZM75 188V186H72ZM71 187V188H72ZM88 187V186H86ZM131 187V186H130ZM139 187V186H138ZM153 187H156L154 185H152V189ZM166 187L165 186V189L166 190ZM21 188H24V186H22ZM25 188V189H26ZM34 188V189H33ZM54 188V187H53ZM56 188V187H55ZM69 188V187H68ZM95 188V187H94ZM151 188V187H149ZM24 189V190H25ZM63 189V188H62ZM65 189V188H64ZM63 189V190H64ZM73 189V188H72ZM71 189V190H72ZM122 189V188H120ZM156 189V188H154ZM161 189V188H160ZM20 189H18L19 191ZM22 190V189H21ZM20 190V192H21ZM31 190H28V191H31ZM66 190V189H65ZM93 190V189H92ZM164 190L162 188V191L164 193ZM17 191V192H18ZM95 191V189H94ZM127 191H129L127 189ZM156 191V190H155ZM161 191V190H160ZM19 192V193H20ZM24 192V191H23ZM27 192V191H26ZM25 192V193H26ZM65 192V191H64ZM87 192V191H86ZM93 192V191H92ZM102 192V191H100ZM166 192V191H165ZM28 193V192H27ZM34 193V191H33ZM45 193V192H44ZM89 193V191H88ZM161 193V192H160ZM18 194V193H17ZM22 194V193H21ZM24 194V193H23ZM39 194V193H38ZM100 194V193H99ZM143 194V193H142ZM16 195V194H15ZM36 195V194H35ZM87 195V193H86ZM93 195V194H92ZM103 195V196H104ZM130 195V194H129ZM159 195V193H158ZM163 195V194H161ZM193 195H191L190 197H187L185 198V201L184 203H179L177 204L171 211H168V218L170 221H172L173 223H176L177 221H180L184 224L188 223L189 222V218L191 217V202H192V198H193ZM26 196V195H25ZM104 196V197H105ZM122 199H121V197ZM124 196V198H123ZM137 196V194H136ZM144 196V194H143ZM150 196V195H149ZM160 196V195H159ZM164 196V195H163ZM12 197V195L10 196ZM88 197V195L86 196V198ZM138 197L139 194H138ZM145 197V196H144ZM18 198V197H17ZM81 198V197H80ZM93 198V197H92ZM103 198V197H102ZM133 198V197H132ZM161 198V196L159 197ZM163 198V197H162ZM23 199V198H22ZM84 199H85V196H84ZM98 199V198H97ZM105 199V200H106ZM137 200V198H135ZM141 199V198H140ZM88 202L92 199H87ZM94 200V199H93ZM100 200V199H99ZM103 200V201H105ZM134 200V199H133ZM134 200V201H136ZM162 200V199H160ZM160 200H158V204L159 202H161ZM16 201V199H15ZM83 200H80V202H82ZM96 202L98 203V201L96 200ZM137 202H140V201H137ZM87 203V201H86ZM168 203V202H167ZM166 203V204H167ZM100 204V203H99ZM138 204V203H137ZM141 204V203H139ZM83 207L85 204H81ZM88 205V204H87ZM139 206V205H138ZM143 206V205H141ZM140 207V206H139ZM138 207V208H139ZM147 206H143L142 208H146ZM160 206H158L156 209H158ZM92 208V207H91ZM147 209V208H146ZM156 209L154 211H156ZM142 210V209H141ZM145 210V209H144ZM149 210V209H148ZM146 211V210H145ZM31 213L32 212H36V211H33V209L30 211ZM142 214H143V211H141ZM157 212V211H156ZM147 213V212H146ZM152 213V212H151ZM159 213V212H158ZM42 214V213H41ZM66 214V213H65ZM166 214V213H165ZM81 215V214H80ZM104 215V214H103ZM149 215V213H148ZM154 215V214H153ZM152 215V216H153ZM156 215V213H155ZM107 216V215H106ZM141 216V215H139ZM151 216V214H150ZM151 216V217H152ZM74 217V216H73ZM80 217V216H79ZM120 217V216H119ZM61 214L59 213H55L53 215L50 216V221L48 224H53L54 222H58L60 219H61ZM153 218V217H152ZM155 218V217H154ZM157 219V218H156ZM213 219V217H212ZM6 220V219H5ZM2 218L0 219V224H3L4 221ZM152 220V219H150ZM158 220V219H157ZM70 221V220H69ZM137 221V220H136ZM134 221V222H136ZM153 221V220H152ZM159 221V220H158ZM157 221V222H158ZM138 222V221H137ZM140 222V221H139ZM160 222V221H159ZM109 223V222H108ZM141 223V222H140ZM149 223V222H147ZM161 223V222H160ZM127 224V223H126ZM138 225V224H137ZM149 225V224H148ZM157 225V224H156ZM26 226V225H25ZM145 226V225H144ZM143 226V227H144ZM22 227V226H21ZM146 228V227H145ZM144 228V229H145ZM131 229V227H130ZM143 229V230H144ZM24 231V230H22ZM111 231H115V230H111ZM122 231V230H121ZM139 231V230H138ZM141 231V230H140ZM153 231V230H152ZM25 232V231H24ZM129 232V231H127ZM154 232V231H153ZM145 233V232H144ZM26 235V234H25ZM40 237V236H39ZM130 237V236H129ZM128 237V238H129ZM137 237V235H136ZM135 237V238H136ZM127 238V239H128ZM140 241V239H139ZM153 241V239H152ZM162 242H164L163 240V235L161 234V232H155L154 234V242L151 246L147 247L143 253L144 254H151L153 253V251L155 250V248H157L158 246L161 247L163 246V244H161ZM137 243V241H136ZM141 243V242H140ZM133 244V243H132ZM166 244V243H165ZM136 245V244H135ZM106 246V245H105ZM140 246V245H139ZM167 246V245H165ZM193 257L189 256L185 261H190L192 260ZM187 263V262H186ZM39 264H44V260H41V258H39ZM156 264V263H155Z\"/></svg>",
  "mask_w": 264,
  "mask_h": 264
},
{
  "label": "crops",
  "instance_id": "crops-1",
  "mask_svg": "<svg viewBox=\"0 0 264 264\" xmlns=\"http://www.w3.org/2000/svg\"><path fill=\"white\" fill-rule=\"evenodd\" d=\"M229 204L252 210L239 214L241 227L238 244L246 252L257 253L264 249V180L253 176H243L235 184ZM86 246V240H81ZM223 250L224 248H218Z\"/></svg>",
  "mask_w": 264,
  "mask_h": 264
},
{
  "label": "built area",
  "instance_id": "built-area-1",
  "mask_svg": "<svg viewBox=\"0 0 264 264\" xmlns=\"http://www.w3.org/2000/svg\"><path fill=\"white\" fill-rule=\"evenodd\" d=\"M249 210L252 209L235 206L233 204L228 203L225 209V214L228 217V225L224 239V246L227 247V251L223 249V252L218 257L207 255L204 260L210 259V262H215V258H218L220 262L225 264H249V257L246 251H241L240 248H237L236 250H234L237 253H235V255H230V250L228 249L233 245H239L238 235L239 229L241 227V220L239 219V214ZM66 250L67 249L65 248L61 249V252H56L54 254V257L57 260H60L61 264H76L74 256L69 254V252ZM63 251H66V253ZM74 251L75 250H73V252Z\"/></svg>",
  "mask_w": 264,
  "mask_h": 264
}]
</instances>
